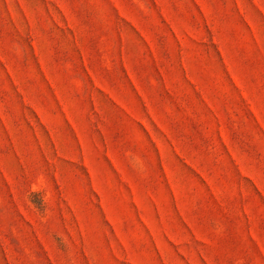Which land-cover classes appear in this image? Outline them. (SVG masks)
Listing matches in <instances>:
<instances>
[{"label": "rangeland", "instance_id": "1", "mask_svg": "<svg viewBox=\"0 0 264 264\" xmlns=\"http://www.w3.org/2000/svg\"><path fill=\"white\" fill-rule=\"evenodd\" d=\"M0 264H264V0H0Z\"/></svg>", "mask_w": 264, "mask_h": 264}]
</instances>
